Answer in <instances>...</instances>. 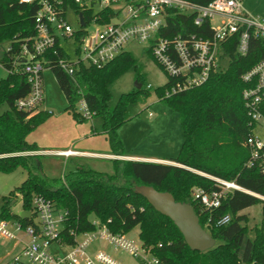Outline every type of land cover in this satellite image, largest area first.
I'll return each instance as SVG.
<instances>
[{
	"label": "trees",
	"instance_id": "1",
	"mask_svg": "<svg viewBox=\"0 0 264 264\" xmlns=\"http://www.w3.org/2000/svg\"><path fill=\"white\" fill-rule=\"evenodd\" d=\"M206 5L212 0H186ZM37 5L19 0H0V67L7 75L0 80V172L10 174L24 170V181L1 198L2 219L26 227L32 220H22L11 212L16 200L22 211L32 210V200L42 197L56 211L65 212L59 237L66 245H73L72 234L91 232L92 220H97L109 233L125 236L138 228L141 246L156 257L161 264H264V224L246 238V218L243 210L261 205L264 201L251 195L234 192L215 210H205L191 197L194 188L204 191L214 189L209 177L233 181L242 189L264 198V173L247 169L248 152L244 146L250 132L241 92V76L264 57V40L251 38L249 51L240 57L233 45L226 47L230 62L224 71L213 73L200 86L171 93L175 79L168 77L152 56L150 47L145 54L166 75L167 82L153 90L159 102L177 115L183 141L173 165L113 160L114 173L108 175L83 166L76 167L63 178H47L41 170L39 148L29 144L26 137L32 130L35 118L40 115L42 101L29 110L16 107L24 99L29 84L24 74L21 51L36 36L34 18ZM86 17L89 13H85ZM102 15V13H101ZM102 23L109 22L116 13L103 11ZM167 29L158 36L169 38L178 34H199L192 17L169 13ZM67 58L58 44L46 52L42 59L49 61L55 82L67 103L66 110L76 122L86 121L76 107L84 100L91 119L99 118L98 133L103 134L115 156H124V147L117 134L118 128L131 118V109L144 102L150 88H143L142 65L129 52H122L100 69L77 65L72 79L56 64ZM17 72H14V69ZM128 69L136 73L140 89L121 95L111 103L110 87ZM165 93H169L165 97ZM36 116V117H35ZM151 186L158 192H168L176 202L187 203L198 217L200 226L214 239L215 246L203 253L189 250L172 222L155 212L140 196L133 193L135 186ZM225 215L230 221L225 225L214 223Z\"/></svg>",
	"mask_w": 264,
	"mask_h": 264
},
{
	"label": "built area",
	"instance_id": "2",
	"mask_svg": "<svg viewBox=\"0 0 264 264\" xmlns=\"http://www.w3.org/2000/svg\"><path fill=\"white\" fill-rule=\"evenodd\" d=\"M19 1L35 3L38 7L34 18L36 36L31 41L30 49L25 46L21 51L24 65L21 72L30 88L28 95L16 102V107L21 110H29L43 100L42 71L49 61L39 58L53 50L56 44L62 49V40H74L78 44L77 60L70 62L67 57L58 60L56 66L72 79L80 95L81 90L74 76L75 66L81 64L100 69L124 52L128 43L148 44L164 73L177 80L171 88V93H175L200 86L211 74L224 71L230 62L226 47L233 45L235 52L245 57L251 38L264 40V18L248 15L242 7V0H212L203 6L186 0ZM69 10L76 17V31L66 22ZM105 10H113L116 15L109 22L102 23ZM85 13L89 15L86 17ZM169 13L192 17V24L200 29V33L178 34L171 38L158 36L159 32L167 29ZM88 26L99 29L89 33ZM224 61H227L226 67H222ZM14 72H17L16 68ZM241 81L244 85L241 100L250 130L244 143L248 152L245 167L264 173V57L241 76ZM168 95L165 93V97ZM78 109L86 121L91 120L83 99L78 103ZM55 155L67 158L78 153L63 151ZM209 179L213 182V190L194 188L191 191L192 199L205 210L218 209L222 201L234 192L264 201V198L242 189L233 181ZM29 213L32 220L30 225L23 227L15 222L16 233L22 234L26 241L8 233V223L0 222V237L14 240L12 250L0 264H78L80 261L83 264H119L103 252H98L92 259L86 256L88 247L97 239L124 251L135 259V264H161L147 249L132 245L124 240V236L112 235L97 220L91 221L93 231L79 234L82 237L80 243L75 240L78 235L72 234L74 244H64L59 237L58 227L66 213L56 211L42 197L32 200ZM229 221L230 216L225 215L214 224L221 226ZM51 247L58 251H52ZM65 248L67 251H64Z\"/></svg>",
	"mask_w": 264,
	"mask_h": 264
},
{
	"label": "rangeland",
	"instance_id": "3",
	"mask_svg": "<svg viewBox=\"0 0 264 264\" xmlns=\"http://www.w3.org/2000/svg\"><path fill=\"white\" fill-rule=\"evenodd\" d=\"M242 7L251 17L264 18V0H242ZM66 22L73 30L76 31L78 29L76 17L72 10L68 11ZM96 28L98 27L88 26L87 32L92 33ZM60 43L69 61L75 62L78 57L76 53L77 42L74 40H62ZM148 48L147 43H128L125 46L124 50L129 52L138 64L142 65V74L144 75L143 88L149 87L151 93L144 102L135 105L131 109V118L118 128L117 134L124 147V154L147 157L164 156L172 159L177 156L181 147L183 141L182 130L176 113L166 108L153 94L154 89L162 87L167 82V77L145 54V50ZM226 66L227 61H224L222 67ZM6 75V71L0 67V80L4 79ZM136 78L137 75L133 69H128L119 76L110 87L112 104L116 103L121 95L130 93L134 89L135 83H137ZM42 90L43 104L40 108L41 114L38 115L37 113V117L35 116L32 130L26 137L27 143L35 144L38 148L59 149L63 147L67 140L73 138L75 134L80 135L82 131H87L90 134L91 127L98 128L100 126L99 118L83 122V127L77 126L71 114L66 110L67 103L50 69L42 71ZM4 109V107H1L0 111ZM76 110L77 112L79 111L78 106ZM157 119L159 120V125H151ZM77 148L94 154H102L109 150V144L104 136L93 134L85 138ZM18 155L36 154L21 153ZM39 163L42 173L47 178L52 179L63 178V176L72 172L77 165L108 175L114 173L110 161L97 158L70 160L67 163L63 158L43 155L39 158ZM25 177L26 172L21 169H17L10 174L0 172V210L1 198L15 187H18ZM20 210V200H16L11 212L17 215ZM239 215L246 218L245 226L248 229L246 238H252L253 230L259 228L261 223L264 224L261 205L247 208L240 212ZM0 222L8 223V233L18 235L15 231V220L7 221L0 216ZM58 230H61V226L58 227ZM138 232V228H134L124 236V240L140 248L141 243L138 238ZM75 240L80 243L82 240L81 235H78ZM12 242L5 241L0 237V258L10 251ZM51 250L54 252L58 251L55 247H51ZM64 251H67V248ZM98 252L105 253L111 260L119 264H135L133 257L101 239L95 240L88 247L86 256L92 259ZM78 264H83V262L80 261Z\"/></svg>",
	"mask_w": 264,
	"mask_h": 264
},
{
	"label": "water",
	"instance_id": "4",
	"mask_svg": "<svg viewBox=\"0 0 264 264\" xmlns=\"http://www.w3.org/2000/svg\"><path fill=\"white\" fill-rule=\"evenodd\" d=\"M79 17L83 25L82 16ZM134 88L140 89V84L135 83ZM132 191L142 197L155 212L172 222L189 250L203 253L215 246L214 239L200 226L198 217L189 204L176 202L170 193L158 192L151 186H135ZM18 217L28 220L30 213L20 211Z\"/></svg>",
	"mask_w": 264,
	"mask_h": 264
},
{
	"label": "crops",
	"instance_id": "5",
	"mask_svg": "<svg viewBox=\"0 0 264 264\" xmlns=\"http://www.w3.org/2000/svg\"><path fill=\"white\" fill-rule=\"evenodd\" d=\"M42 104H43V100H42ZM76 123H77L78 127H83V122H76ZM100 125H101V121H100ZM151 125L158 126L159 125V120L157 119ZM99 127L98 128L91 127V132H89L90 134H88L87 131H84V132L82 131L80 135L75 134L73 136V138H71L70 140H67L66 143L63 145V147H61L59 149H57V148H52V149L48 148L47 149V148H40L39 147V151L35 152V154L39 155V156L47 155V156L60 157V158H63L64 160H66L67 163L70 160L97 158V159H103V160L110 161L111 163H112L113 160H120V161H136V162L168 164V165L173 164V163L169 162V160H171V159L165 158L164 156H150V157H147V156H134V155H130V154L129 155L128 154H124V156H115V155H113L111 153L110 148H109V150H107V152H104L102 154H94V153H90V152L78 149L77 147L82 143V141L85 138L90 137L93 134L94 135L100 134V133L97 132ZM85 133H87L88 135L85 134ZM100 135L104 136L103 134H100ZM104 138L106 139L105 136H104ZM63 151L76 152V153H78V155L77 156H69L67 158L55 155L56 153L63 152ZM78 166H81V165H77L76 167H78ZM20 211H22V210H20ZM16 236L18 238L26 241V238L22 234H18ZM4 240L5 241H14V240H7V239H4ZM13 246H14V244L12 242V247H11L10 251L12 250ZM10 251L7 252L3 257H1L0 261L1 260H5V258L10 253Z\"/></svg>",
	"mask_w": 264,
	"mask_h": 264
}]
</instances>
